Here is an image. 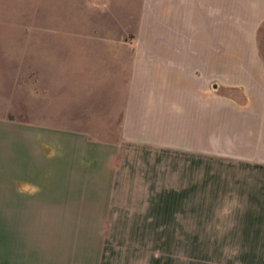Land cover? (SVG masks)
<instances>
[{"label":"rangeland","instance_id":"rangeland-1","mask_svg":"<svg viewBox=\"0 0 264 264\" xmlns=\"http://www.w3.org/2000/svg\"><path fill=\"white\" fill-rule=\"evenodd\" d=\"M158 12L144 0H0V121L115 144L105 204L45 213L42 236L0 264H264V127H229L239 90L207 85L223 97L221 127H130L123 139L124 97L150 90L133 46L164 35Z\"/></svg>","mask_w":264,"mask_h":264},{"label":"crops","instance_id":"crops-1","mask_svg":"<svg viewBox=\"0 0 264 264\" xmlns=\"http://www.w3.org/2000/svg\"><path fill=\"white\" fill-rule=\"evenodd\" d=\"M144 2L158 4L151 27L165 32L152 29L150 43L133 46L134 65L149 67L150 90L124 97L123 139L130 127H206L207 118L221 127L223 97L207 92V85L221 83L239 90L244 101H231L229 127H264V67L257 54L264 0ZM113 147L79 131L0 121V259L26 252L45 213L60 212L62 204H105ZM98 166L104 175L99 188ZM46 251L42 247L44 259Z\"/></svg>","mask_w":264,"mask_h":264},{"label":"trees","instance_id":"trees-1","mask_svg":"<svg viewBox=\"0 0 264 264\" xmlns=\"http://www.w3.org/2000/svg\"><path fill=\"white\" fill-rule=\"evenodd\" d=\"M260 30V29H259Z\"/></svg>","mask_w":264,"mask_h":264}]
</instances>
